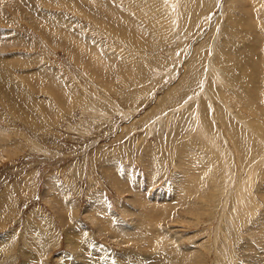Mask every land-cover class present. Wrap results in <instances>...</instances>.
<instances>
[{
	"label": "rangeland",
	"instance_id": "rangeland-1",
	"mask_svg": "<svg viewBox=\"0 0 264 264\" xmlns=\"http://www.w3.org/2000/svg\"><path fill=\"white\" fill-rule=\"evenodd\" d=\"M0 3V264H264V0Z\"/></svg>",
	"mask_w": 264,
	"mask_h": 264
},
{
	"label": "bare ground",
	"instance_id": "bare-ground-1",
	"mask_svg": "<svg viewBox=\"0 0 264 264\" xmlns=\"http://www.w3.org/2000/svg\"><path fill=\"white\" fill-rule=\"evenodd\" d=\"M0 5L2 6V3H0ZM0 9H3V7H1ZM2 14V13H1ZM251 19H249V18H247L246 20H245V26L246 27H248V28H252L251 26H250V23H251ZM0 22H3L2 21V18L0 17ZM12 38V37H11ZM1 40V39H0ZM0 42H3L4 43V41H0ZM1 44L0 45V50H5V48H6V46H7V44ZM5 45V46H4ZM9 45V44H8ZM7 50V49H6ZM1 54H2V52H1ZM17 56V55H16ZM260 57H262V58H260V59H262L261 60V62L262 63H264V56H260ZM12 58V57H11ZM1 59V58H0ZM1 61H2V59H1ZM2 64V63H1ZM258 64V63H257ZM2 66V65H1ZM1 68V67H0ZM249 70H251V69H249ZM3 71V73H4V70H2ZM260 71V70H259ZM2 72H1V74H3ZM21 74V73H20ZM5 75V74H4ZM7 75V74H6ZM20 78V77H19ZM1 79H2V77H1ZM0 79V80H1ZM8 79H10V78H8ZM13 79V78H12ZM2 81V80H1ZM15 81V80H14ZM28 81V80H27ZM26 81V82H27ZM9 82V81H8ZM2 83H4V82H2ZM2 83L0 82V86L2 87ZM10 83V82H9ZM12 83H14V82H12ZM15 83H17V82H15ZM39 84V83H38ZM37 84V85H38ZM4 85V84H3ZM21 85V84H20ZM33 86V85H32ZM34 86H35V84H34ZM5 87V86H4ZM3 87V88H4ZM22 87V86H21ZM20 87V88H21ZM26 88V87H25ZM32 88V87H31ZM2 89V88H1ZM0 89V90H1ZM24 89V88H23ZM36 89V88H35ZM12 90V89H11ZM25 91L26 90H28V88L27 89H24ZM23 90V91H24ZM32 90V89H31ZM39 89H37L36 91H38ZM29 91V90H28ZM35 91V92H36ZM3 92H5V91H3ZM3 92H2V94H3ZM7 92V91H6ZM11 92V91H10ZM34 92V91H33ZM5 94V93H4ZM14 94V93H13ZM25 94V93H24ZM12 95V94H11ZM6 96V95H5ZM7 96H9V94L7 95ZM9 97H11V99H12V96H9ZM22 97V96H21ZM9 100H10V98H9ZM15 100V99H14ZM9 102V101H8ZM13 105V104H12ZM10 106V105H9ZM13 108H14V106H13ZM142 192V191H141ZM169 194V193H168ZM176 196V195H175ZM140 203H142L141 201H139ZM143 206V205H142ZM141 207V206H140ZM152 208V207H151ZM150 208V209H151ZM247 208V207H246ZM142 210H143V208H142ZM148 210V209H147ZM153 212V213H152ZM151 213L154 215V211H151ZM151 213H150V215H151ZM155 217V216H154ZM162 219V218H161ZM101 223V222H100ZM106 229H107V231H109V232H111V233H113V234H115V235H113V237L114 236H116V237H120L121 236V234L119 233V231H118V229H116V228H114L113 229V227H111L110 225H108V224H106ZM104 229V228H103ZM115 232V233H114ZM135 232V231H134ZM153 232V231H152ZM137 235V234H136ZM154 235V234H153ZM92 252V251H91ZM103 253H105L104 251H103ZM102 253V254H103ZM129 253V252H128ZM131 253V252H130ZM145 254V253H144ZM121 255V254H120ZM126 255H129V254H126ZM126 255H122V256H120L119 258L118 257H116V256H114V255H106V258L105 259H102L103 257H105V256H103L102 257V255H99L98 256V254L97 253H95L94 254V256H96V259H94V260H96V262H94V261H89L88 263H85V264H110V262H111V264H135L136 262H139L138 261V259L139 258H136V256H135V254H130V256H126ZM85 257V256H84ZM92 258V257H91ZM144 258V257H143ZM88 259V258H87ZM106 259H108L109 261H107ZM98 260H99V262L100 263H98ZM66 261V260H65ZM107 261V262H106ZM128 261H129V263H128ZM143 262V261H142ZM140 263V262H139ZM143 264V263H142Z\"/></svg>",
	"mask_w": 264,
	"mask_h": 264
}]
</instances>
